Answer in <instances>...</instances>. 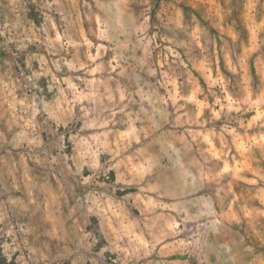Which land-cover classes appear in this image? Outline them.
I'll return each mask as SVG.
<instances>
[{"label":"rangeland","instance_id":"1","mask_svg":"<svg viewBox=\"0 0 264 264\" xmlns=\"http://www.w3.org/2000/svg\"><path fill=\"white\" fill-rule=\"evenodd\" d=\"M12 70L45 225L0 264H264V0H0Z\"/></svg>","mask_w":264,"mask_h":264},{"label":"crops","instance_id":"2","mask_svg":"<svg viewBox=\"0 0 264 264\" xmlns=\"http://www.w3.org/2000/svg\"><path fill=\"white\" fill-rule=\"evenodd\" d=\"M103 43H101L102 45ZM106 49L100 48L96 54L104 59L97 68L87 71L88 80L83 84H71L65 89L71 93L91 98L93 92H104L108 96V84L122 83L118 74L106 68ZM105 63V68L101 67ZM133 71L138 79L139 71ZM117 73V72H116ZM111 75V78H110ZM0 72V234L41 235L45 225V202L41 184L35 180L31 185L27 177L29 142V106L27 87L19 71ZM7 78V79H6ZM140 85V84H139ZM124 87V86H123ZM52 106H59L61 84L53 85ZM49 100V101H50ZM46 96L42 87V96L37 106L45 107ZM32 105V104H31ZM38 136V135H37Z\"/></svg>","mask_w":264,"mask_h":264}]
</instances>
